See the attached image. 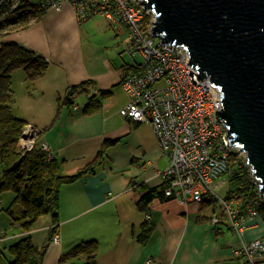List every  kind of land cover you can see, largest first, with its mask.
Masks as SVG:
<instances>
[{"label":"crops","instance_id":"1","mask_svg":"<svg viewBox=\"0 0 264 264\" xmlns=\"http://www.w3.org/2000/svg\"><path fill=\"white\" fill-rule=\"evenodd\" d=\"M37 3L26 0L24 6L34 11L24 20L15 14L0 22V49L3 42L18 44L50 63L33 82L23 70L13 72L12 114L42 130L40 142L58 163L60 177L77 175L106 141L116 142L107 149L103 165L60 188L59 239L50 244L42 264H85V257L70 252L89 241L98 243L97 264H247L235 255L239 237L226 223H212L217 213L212 203L183 204L163 194L147 211L140 210L148 191H163L161 172L169 160L151 124L120 114L129 100L122 80L134 66L123 55L130 44L127 30L116 32L101 14L80 20L69 3L61 11L43 10ZM24 24L27 28L20 29ZM86 83L74 105L67 106L69 89ZM92 97L100 109L88 114L84 110ZM74 106L80 109L74 111ZM251 224L248 240L263 238L262 217ZM4 225L2 244L8 253L26 236L42 247L53 221L43 216L29 232L11 218Z\"/></svg>","mask_w":264,"mask_h":264},{"label":"built area","instance_id":"2","mask_svg":"<svg viewBox=\"0 0 264 264\" xmlns=\"http://www.w3.org/2000/svg\"><path fill=\"white\" fill-rule=\"evenodd\" d=\"M25 3L26 0H0V22L16 14ZM65 3L73 6L80 20L101 14L116 32L127 30V51L134 59L141 55L143 62L135 60L123 77L122 86L129 100L120 114L153 126L169 160L161 172L165 197L183 204L215 205L217 213L212 223H226L240 239L236 257L247 264H264V237L247 238L253 226L251 220L261 217L259 209L264 198L246 153L230 144L226 138L228 128L219 121L217 111L223 108L219 88L209 79L199 80L197 69L188 64L190 55L185 47L164 45L153 36L155 15L145 10L141 1L38 0L37 5L43 10L61 11ZM41 134L40 128L25 125L18 145L22 158L40 146L49 160L54 159L49 148L41 144ZM245 168H249L253 189L247 190L244 184L239 190L233 189L232 183L244 175ZM222 188H228L224 194L219 193Z\"/></svg>","mask_w":264,"mask_h":264},{"label":"water","instance_id":"3","mask_svg":"<svg viewBox=\"0 0 264 264\" xmlns=\"http://www.w3.org/2000/svg\"><path fill=\"white\" fill-rule=\"evenodd\" d=\"M137 1L155 15L153 36L185 47L199 80L219 88V121L246 153L264 198V0Z\"/></svg>","mask_w":264,"mask_h":264},{"label":"trees","instance_id":"4","mask_svg":"<svg viewBox=\"0 0 264 264\" xmlns=\"http://www.w3.org/2000/svg\"><path fill=\"white\" fill-rule=\"evenodd\" d=\"M22 11L21 13H19ZM34 11L31 5H26L16 12L18 19H25ZM43 12H39L38 20ZM15 15V14H14ZM24 24L20 29L27 28ZM18 29V28H17ZM50 63L47 59L33 51L14 43L3 42L0 49V215L2 213L1 197L5 192L15 194L12 205L5 211L13 224L24 232L31 231L37 221L50 215L53 227L48 239L42 247L34 246L29 236L23 237L10 246L6 253L2 244L3 234L0 226V264H42L50 244L59 232L60 188L66 183H72L81 177L94 172L97 167L105 163L106 151L116 144L106 141L91 165L72 177H60L59 165L55 160H49L47 153L38 146L25 158L18 154V143L26 123L14 117L12 104V74L16 70H23L28 80L36 81L48 71ZM89 83L81 84L69 89L65 104L74 105L75 98L86 90ZM100 105L92 97L85 113H94ZM21 161L19 164H17ZM247 170L232 183L233 189H240L244 184L247 190H252V178ZM249 181V184H248ZM164 189V186H163ZM164 191L150 190L141 199L139 208L147 211L148 206ZM260 215L264 220V204L260 205ZM98 243L84 242L74 247L70 255L85 257V264H97Z\"/></svg>","mask_w":264,"mask_h":264},{"label":"rangeland","instance_id":"5","mask_svg":"<svg viewBox=\"0 0 264 264\" xmlns=\"http://www.w3.org/2000/svg\"><path fill=\"white\" fill-rule=\"evenodd\" d=\"M95 18V17H94ZM126 49H127V47H126ZM123 55L125 56V59L127 60V62L128 63H134L135 64V60L138 62V63H142L143 62V59H142V57H141V55H139V54H137L136 56H135V60H134V58H133V56L131 55V54H129V52L128 51H125V52H123ZM249 168H245V170H247L248 172H249V170H248ZM248 176H250L251 177V174H250V172H249V175ZM252 178V177H251ZM248 184H249V181H248ZM227 189L228 188H222L220 191H219V193L220 194H224L226 191H227ZM14 193L13 192H11V191H8V192H5L3 195H2V198H1V208L3 209V207L7 204V203H9V201L12 199V196H13V198H14ZM10 219V217H9V215L5 212V211H2V213H1V215H0V224H1V229L4 231V223L6 222V220H9ZM3 223H2V222ZM9 227V222H8V226H7V228Z\"/></svg>","mask_w":264,"mask_h":264},{"label":"bare ground","instance_id":"6","mask_svg":"<svg viewBox=\"0 0 264 264\" xmlns=\"http://www.w3.org/2000/svg\"><path fill=\"white\" fill-rule=\"evenodd\" d=\"M21 137V136H20ZM20 140V139H19ZM18 145H19V143H18Z\"/></svg>","mask_w":264,"mask_h":264}]
</instances>
